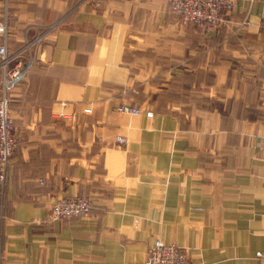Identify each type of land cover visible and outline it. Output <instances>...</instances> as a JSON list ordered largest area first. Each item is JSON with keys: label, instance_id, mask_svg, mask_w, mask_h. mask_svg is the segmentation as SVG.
<instances>
[{"label": "crops", "instance_id": "obj_1", "mask_svg": "<svg viewBox=\"0 0 264 264\" xmlns=\"http://www.w3.org/2000/svg\"><path fill=\"white\" fill-rule=\"evenodd\" d=\"M6 14L10 50L56 28L12 94L0 264H139L157 240L264 264V0L211 31L165 0H0ZM76 195L90 216L49 220Z\"/></svg>", "mask_w": 264, "mask_h": 264}, {"label": "built area", "instance_id": "obj_2", "mask_svg": "<svg viewBox=\"0 0 264 264\" xmlns=\"http://www.w3.org/2000/svg\"><path fill=\"white\" fill-rule=\"evenodd\" d=\"M170 13L184 26L193 25L211 31L216 29L224 14L233 12L238 0H165ZM10 15L4 16L0 23V184L5 187L8 181L11 159L16 151V124L11 114L12 94L25 81L31 72L37 52L47 36L56 25L37 31L33 36L27 35L23 46L18 50H10L8 39L10 34ZM2 39V41H1ZM119 111L133 115L142 114L139 108L123 105ZM87 113L90 110H86ZM153 118L152 113H147ZM125 144V139H117L118 147ZM92 204L85 196H67L58 199L52 206L50 221L80 219L90 216ZM257 258L264 259L262 252ZM139 264H203L187 258L182 248L165 244L157 240L148 253V258Z\"/></svg>", "mask_w": 264, "mask_h": 264}]
</instances>
